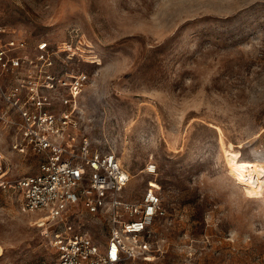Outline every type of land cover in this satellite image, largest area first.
Returning a JSON list of instances; mask_svg holds the SVG:
<instances>
[{
  "label": "rangeland",
  "instance_id": "obj_1",
  "mask_svg": "<svg viewBox=\"0 0 264 264\" xmlns=\"http://www.w3.org/2000/svg\"><path fill=\"white\" fill-rule=\"evenodd\" d=\"M11 39L25 56L40 42L81 55L56 63L88 77L82 134L130 170L127 198L152 188L167 211L141 264H264V0H0V44ZM10 78L0 70L4 90ZM13 136L0 119L12 184L38 170ZM43 215L0 185V264L52 258L51 230L108 241L104 217L80 206Z\"/></svg>",
  "mask_w": 264,
  "mask_h": 264
},
{
  "label": "built area",
  "instance_id": "obj_2",
  "mask_svg": "<svg viewBox=\"0 0 264 264\" xmlns=\"http://www.w3.org/2000/svg\"><path fill=\"white\" fill-rule=\"evenodd\" d=\"M43 45V47H42ZM26 41L0 44V70L10 75L8 88L0 85L6 119L13 133L12 150L38 158L36 173L14 183L6 180L0 160V185L20 193L23 208L43 212L46 222L63 221L71 209L82 207L102 216L109 227L107 243L88 236L50 231L54 250L50 259L31 264H141L151 255L154 226L167 216L161 195L147 189L139 199L125 191L133 180L130 170L113 151L95 147L81 132L78 95L88 77L70 70L58 71L56 58L69 61L79 55L64 47L53 50L40 42L31 54ZM81 56V55H79ZM147 174L157 166L150 163Z\"/></svg>",
  "mask_w": 264,
  "mask_h": 264
},
{
  "label": "bare ground",
  "instance_id": "obj_3",
  "mask_svg": "<svg viewBox=\"0 0 264 264\" xmlns=\"http://www.w3.org/2000/svg\"><path fill=\"white\" fill-rule=\"evenodd\" d=\"M1 252H2V248L0 247V255H1Z\"/></svg>",
  "mask_w": 264,
  "mask_h": 264
},
{
  "label": "snow or ice",
  "instance_id": "obj_4",
  "mask_svg": "<svg viewBox=\"0 0 264 264\" xmlns=\"http://www.w3.org/2000/svg\"><path fill=\"white\" fill-rule=\"evenodd\" d=\"M42 47H43V45H42Z\"/></svg>",
  "mask_w": 264,
  "mask_h": 264
}]
</instances>
